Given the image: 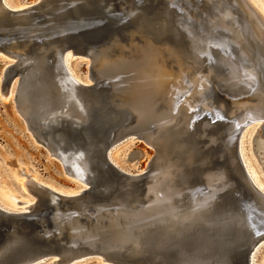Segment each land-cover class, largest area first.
<instances>
[{"label": "water", "instance_id": "obj_1", "mask_svg": "<svg viewBox=\"0 0 264 264\" xmlns=\"http://www.w3.org/2000/svg\"><path fill=\"white\" fill-rule=\"evenodd\" d=\"M68 53L86 60L90 82L70 77ZM169 53L206 76L207 107L161 94L148 68ZM0 55L15 60L1 90L20 81L14 107L28 131L81 182L73 196L33 184L26 211L0 206V264H253L264 192L240 148L257 122L264 138V103L234 102L264 96V22L247 0L4 7ZM128 141L154 151L142 171L110 158Z\"/></svg>", "mask_w": 264, "mask_h": 264}, {"label": "rangeland", "instance_id": "obj_2", "mask_svg": "<svg viewBox=\"0 0 264 264\" xmlns=\"http://www.w3.org/2000/svg\"><path fill=\"white\" fill-rule=\"evenodd\" d=\"M37 1L39 0H6V2L4 0L7 5L17 8ZM248 1L257 10L264 22V0ZM7 61L10 63L13 60L10 58L8 60V58L0 55V191L11 196L17 205L15 208H9V204L1 196L0 204L4 208L17 211L18 208H27L28 205L32 204L33 199L36 200V197L27 192L28 188L24 186L29 180L58 192L73 194H77L81 189V182L67 176L61 163L51 157L47 149L35 141L14 107V95H5L1 90V76ZM66 66L78 82H90L86 60L76 59L71 55ZM16 87L17 81L14 82L10 90H14ZM260 126L261 123L257 122V124L246 128L244 139V149L246 150L244 152L248 164L250 163L249 168L252 175H255L256 179H259V183L264 186V153L257 148L258 146L256 148L254 146V143L259 140L257 131ZM141 152L144 153V156H141ZM153 152L152 148L141 141H128L119 144L110 157L115 164L125 170L142 171ZM256 259L257 264L263 263L264 248L259 252ZM77 264L101 263L91 259Z\"/></svg>", "mask_w": 264, "mask_h": 264}, {"label": "bare ground", "instance_id": "obj_3", "mask_svg": "<svg viewBox=\"0 0 264 264\" xmlns=\"http://www.w3.org/2000/svg\"><path fill=\"white\" fill-rule=\"evenodd\" d=\"M40 1L41 0H39L37 2H40ZM3 2H4V0H3ZM5 2H6V0H5ZM5 2L3 4H0V9L4 8V7H8V8L13 9V10H20V9H23L29 5V4H26L22 8H17V7H11V6L7 5ZM37 2H35V3H37ZM35 3H31V4H35ZM249 4L251 5L250 2H249ZM261 20L263 22L262 18H261ZM70 56L71 55L69 53H68V55L65 56V59H64L65 65H67V63H69ZM13 61L15 62L14 59H13ZM12 62H10V63H12ZM210 72H211V70L208 71L207 73H210ZM148 73L153 77L154 82L158 86L162 95H164V96L169 95L174 90L180 89L182 91V93L184 94L182 103H183L184 107L186 108V110L191 111L192 109L196 108L200 103H202L205 107H207L206 102L203 100V98L206 96V91H207V87H208L207 86V80H206V76H204V74L200 71V69L197 68V65L195 66V65L189 63L188 61H184L183 59L179 58L178 56L169 53L168 55H165L163 57H157L153 61V63L149 66ZM69 75L73 80L77 81L73 77V75L70 74V72H69ZM19 85H20V81H17V87L14 90H10L11 88L8 91L2 90L5 95L13 94L14 95V101L16 103H17V96H19ZM254 99L255 100L254 101L252 100V102H249V101H246L243 99L235 101L234 102V108L239 109V110H241V109L244 110L250 106H253L254 104L261 105L262 103H264V96H262L260 94H256L254 96ZM16 107H17V104H16ZM262 131H263V127L261 125L259 130L257 131V137L259 138V140L257 142H255L254 146H255V148L258 146L257 148L260 149L261 151H263V153H264V147H263L264 138L261 136ZM245 136H246V130L244 131L243 138H242L243 142H242V146L240 148L242 155L245 154L244 151L246 150V149H244V147H245L244 146ZM263 153H261L262 156H263ZM246 158L247 157H245V159ZM259 160H262V159H259ZM246 162L248 164V159H246ZM249 165H250V163L248 164V172L250 173L254 183L264 192V186L262 185V183H259V179L257 180L255 175L254 176L252 175L250 168H249L250 167ZM76 175H80V174L76 173ZM76 175H75V177L79 178ZM33 184L41 185V184H39L33 180H29L27 182V184L24 185L28 188L27 192H30L31 194H33V191H32ZM53 191H55V190H53ZM55 192H58V191H55ZM58 193L66 195V196L75 195V193L74 194L73 193H64V192H58ZM0 196L4 200H6L5 202L7 204H9V208H15V206L17 205L16 202L12 200L13 198L11 196L7 195L6 193H3L2 191H0ZM33 200L32 201L35 204L37 201V198H36V200L35 199H33ZM33 202H32V204L28 205L27 208H24V207L18 208L17 211L9 210L7 208H5V209H7L8 211H11V212H22V211L28 210L31 206H33L34 205ZM0 206L2 208H4V206H2L1 204H0ZM254 260H255V262H254ZM254 260L252 261V263L257 264V259L255 258Z\"/></svg>", "mask_w": 264, "mask_h": 264}]
</instances>
